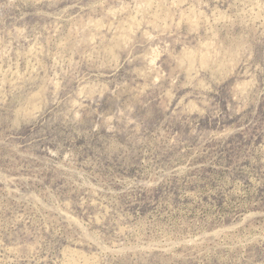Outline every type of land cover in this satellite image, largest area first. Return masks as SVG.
Segmentation results:
<instances>
[{"label":"rangeland","instance_id":"obj_1","mask_svg":"<svg viewBox=\"0 0 264 264\" xmlns=\"http://www.w3.org/2000/svg\"><path fill=\"white\" fill-rule=\"evenodd\" d=\"M0 264H264V0H0Z\"/></svg>","mask_w":264,"mask_h":264}]
</instances>
